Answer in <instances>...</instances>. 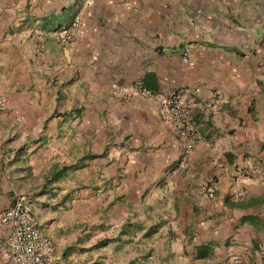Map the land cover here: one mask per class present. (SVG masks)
<instances>
[{
  "label": "crops",
  "instance_id": "0c3cea01",
  "mask_svg": "<svg viewBox=\"0 0 264 264\" xmlns=\"http://www.w3.org/2000/svg\"><path fill=\"white\" fill-rule=\"evenodd\" d=\"M131 87L191 97L198 143ZM0 92V217L23 197L58 264L90 263L88 181L170 264L264 263V0H0Z\"/></svg>",
  "mask_w": 264,
  "mask_h": 264
},
{
  "label": "built area",
  "instance_id": "2783aa9c",
  "mask_svg": "<svg viewBox=\"0 0 264 264\" xmlns=\"http://www.w3.org/2000/svg\"><path fill=\"white\" fill-rule=\"evenodd\" d=\"M126 2L127 0H121ZM79 18L75 16L69 30L63 29L61 35L65 41L71 42L77 34ZM125 98L154 97L159 105L160 117L170 123L179 138L183 139L182 147L187 152L199 141V136L188 122V115L194 105L191 97L167 91L161 95H152L149 91L131 87L118 89ZM216 96L214 102L219 101ZM5 104V98L0 92V111ZM211 103H205L209 107ZM214 182L207 179L200 184L201 190L212 197ZM23 197L16 198L13 204L1 215L0 223L7 227V236L0 242V252L8 264H58L54 254L51 239L42 234L30 212L23 206ZM234 263L236 261L234 260ZM264 264V263H259Z\"/></svg>",
  "mask_w": 264,
  "mask_h": 264
},
{
  "label": "rangeland",
  "instance_id": "374dc122",
  "mask_svg": "<svg viewBox=\"0 0 264 264\" xmlns=\"http://www.w3.org/2000/svg\"><path fill=\"white\" fill-rule=\"evenodd\" d=\"M75 185L73 187L77 190L88 189L91 194L97 193L102 195L100 197V204L93 205L95 210L89 208L88 213L85 211H77L76 213V215L84 216L83 218L90 222L89 227L91 228H89L88 232L91 234H88V238H81L83 240L87 239L86 242L81 244L89 249V253L83 256L86 262H90L89 264L94 262L102 264H128L133 261L134 264H170L173 261L171 259L168 262L167 258H164L163 253L159 250L161 249V244L158 239L152 241L150 239L141 240L139 239V234H136L135 236H122L117 242L122 216L126 215L124 219L129 218L128 213H124L125 211L117 206V196H113L111 193L105 195L102 189L97 191V187L95 185V187L91 186L92 182L90 181L75 183ZM40 231L44 234L43 230ZM100 242H103V244H100ZM153 242L156 243L152 245ZM76 249L79 248L77 247Z\"/></svg>",
  "mask_w": 264,
  "mask_h": 264
},
{
  "label": "trees",
  "instance_id": "16d2710c",
  "mask_svg": "<svg viewBox=\"0 0 264 264\" xmlns=\"http://www.w3.org/2000/svg\"><path fill=\"white\" fill-rule=\"evenodd\" d=\"M139 88L144 89L143 87H139ZM142 230H144V229L140 228L138 225H133L130 222H126L119 228L117 242L119 241V239H121L122 236H128V235L135 236L136 234H139V232H141ZM152 232L153 231L151 229H148V230L146 229L142 234H140L139 239H148L152 235ZM100 244H103V242H100ZM73 249H74L73 246L66 247L62 251L61 257L65 258L68 254H70L73 251ZM142 258H144V256H142ZM92 264H102V263L94 262ZM128 264H134V262L131 261Z\"/></svg>",
  "mask_w": 264,
  "mask_h": 264
}]
</instances>
